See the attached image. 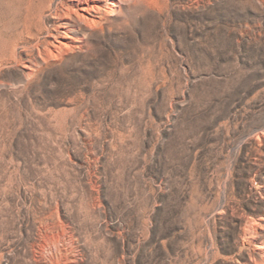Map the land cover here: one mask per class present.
Listing matches in <instances>:
<instances>
[{"label": "rangeland", "instance_id": "1", "mask_svg": "<svg viewBox=\"0 0 264 264\" xmlns=\"http://www.w3.org/2000/svg\"><path fill=\"white\" fill-rule=\"evenodd\" d=\"M46 1L0 0V264H264V0Z\"/></svg>", "mask_w": 264, "mask_h": 264}, {"label": "bare ground", "instance_id": "2", "mask_svg": "<svg viewBox=\"0 0 264 264\" xmlns=\"http://www.w3.org/2000/svg\"><path fill=\"white\" fill-rule=\"evenodd\" d=\"M106 1L109 3V7L108 10L105 12L109 14L115 12L116 9L114 7L120 8V5L122 3H126L129 0H106ZM103 2L104 0H47L43 8L42 9L40 8L41 12L39 10L40 13L38 18L39 20H43L42 16L44 15L45 11H50L54 9L55 19L62 22L65 21V24L63 26L65 31L63 32L62 37L64 39L75 40L74 28L76 27L78 28L80 25H82L85 28L91 25H95L97 23L96 18L100 19ZM84 14L92 15V17L88 18L84 16ZM58 27L60 28L61 26ZM41 30L42 29L37 30L36 34L40 33ZM49 35L52 37L55 36L53 33H51V31L49 32ZM76 41L79 40L76 39Z\"/></svg>", "mask_w": 264, "mask_h": 264}]
</instances>
